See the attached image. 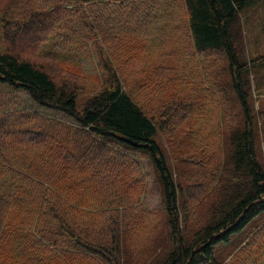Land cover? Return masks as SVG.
<instances>
[{"label":"trees","instance_id":"trees-1","mask_svg":"<svg viewBox=\"0 0 264 264\" xmlns=\"http://www.w3.org/2000/svg\"><path fill=\"white\" fill-rule=\"evenodd\" d=\"M175 1L55 0L48 9L39 4L25 13L30 7L15 0V13L0 17V84L64 117H37L43 113L19 106L23 111H0V264H131L126 242L134 235L145 187L135 153L149 157L160 181L165 228L150 259L138 264H264V223L230 261L216 254L217 246L232 242V234L264 211V168L256 149L263 109L256 115L251 91V70L264 64V55L247 60L239 20L251 0ZM19 10L24 14L17 15ZM180 27L186 55L198 56L207 69L203 79L210 95L204 99L237 106L243 119L236 129L230 113L220 117L226 173L213 177L201 168V178L194 177L195 183L212 178L208 193L217 189L196 215L186 205L196 193L186 192L174 177L156 140L160 129H170L168 118L197 108V100L189 101L195 92L187 95L191 107L181 105L185 89H197L192 79L175 76L164 64L163 53L175 49ZM164 35L172 39L166 48L156 43ZM17 41L41 47L53 42L47 50L54 52L58 67L95 56L99 78L88 83L82 71L52 70L14 51ZM139 48L150 59L141 69L135 68ZM150 55L161 61L151 63ZM47 56L40 48L35 58ZM209 59L222 68L204 67ZM222 70L227 92L217 80ZM141 97L151 103L147 111ZM18 113L37 121L24 122ZM195 131L194 145L204 150L202 127ZM194 158L199 167L202 157Z\"/></svg>","mask_w":264,"mask_h":264},{"label":"rangeland","instance_id":"rangeland-1","mask_svg":"<svg viewBox=\"0 0 264 264\" xmlns=\"http://www.w3.org/2000/svg\"><path fill=\"white\" fill-rule=\"evenodd\" d=\"M55 0H16L15 4L19 6L30 7L29 10L25 11L28 13L30 10H33L35 7L41 6L46 7L47 9L53 6ZM15 0H0V17L2 14L15 13L14 9L11 8ZM177 5L179 1H175ZM164 1L161 2L160 8L164 5ZM178 7V6H177ZM179 9V7H178ZM14 11V12H13ZM24 14L19 10L17 15ZM182 16L181 15L179 17ZM240 26H241V40L243 43L242 50L248 61L251 58L264 55V0H252L239 14ZM183 26V25H181ZM176 33L174 30L170 34ZM178 42L175 43V49L170 47V51L163 53V58L165 59L164 64L167 67H171L175 76H184L187 75L193 82L192 85L196 86L197 89H185V92L182 95L185 97L181 101V105L184 107L189 104V101H194L197 104L196 107H193V111L190 114H183V112H178L175 115L174 120L170 121V129L159 130L156 135V140L161 147L170 170L172 171L174 177L177 180H180L186 192L194 191L196 196L190 198L186 201V205L190 210L195 211L194 215L198 212H203L206 205L203 203L205 197H214L216 195L217 189H213L211 193L207 192L206 183L211 181L213 185L212 178H208V181L205 182L204 179L201 182H194V177H200L201 168L205 169L208 173H215V176L219 174L223 175L226 173V154L224 146V135L219 133V121L220 117L230 113V116L233 117L234 125L232 128L241 129L243 124L241 111L237 106L230 104H222L218 98L209 100L204 99V97L209 96L207 94L209 87L206 79L204 80V74L206 68H203V61L198 56H188L186 51V39H185V30L183 27L179 28L177 31ZM168 35V34H167ZM21 41H17L13 50L21 55H26L32 57V60L43 64H47L52 67V70L59 69H72L77 71H82L90 79L88 83L95 82L99 78V63L95 56H85L77 57L73 62L63 63L60 67L54 63L56 56L54 52L48 51L50 47L53 46V42L45 44V47H41L39 44H31L28 41L24 42L21 45ZM156 43L161 44L162 47L166 48L172 43V39L168 36H163L156 39ZM147 45V44H145ZM5 44L3 45V47ZM156 46V45H155ZM154 46V47H155ZM22 48V50L20 49ZM2 44L0 43V49ZM40 48L48 54L46 60H38L35 58L36 52H39ZM137 55L139 59L135 63V68L141 69L143 66V61L150 59L146 56V53L139 48L137 50ZM179 59L177 61L176 59ZM151 63H159L160 58H156L155 55H150ZM207 63H212L217 67H221L220 62L215 64V61L206 60L204 67ZM219 76V75H218ZM219 79V80H218ZM217 80L225 87L226 92L228 87V78L225 70H222V74L217 77ZM251 91L253 97V106L254 112H258L261 108L263 109V118L257 120L256 124V149L258 159L263 165L264 168V64L253 67L251 70ZM191 92H195L191 95V99L188 101L187 95ZM231 94V91L230 93ZM199 97V98H198ZM203 97V99H202ZM148 98L151 99L150 96ZM85 99L83 94L79 95L76 98L77 107L80 109L82 103ZM138 101L148 107L151 103L141 97L138 98ZM203 101V102H202ZM150 103V104H149ZM21 107L36 111L38 113L36 116L41 117H51L48 115L56 116L59 118H64L60 114H55L50 111H45L30 101L28 96L22 91H15L8 87V85L0 84V111L5 110H17L23 111L22 109H17L15 107ZM156 108L153 106V111ZM147 111V110H146ZM29 114V113H28ZM46 114V115H45ZM27 116L28 118L22 117V113H18V117H22V120L27 123L33 124L37 121L36 117ZM257 115V113H256ZM204 118H202V117ZM49 119L43 118L42 120ZM164 119V116H163ZM162 124L164 123V120ZM202 127L199 138L203 143L206 144L205 149L198 151L194 145V138L199 134L195 131V128ZM141 162L142 170L144 173V191L140 195V205L141 208L136 214V220L133 223L134 235L132 238L127 240V245L131 252L132 261L131 264H138L144 260L150 259L154 244L160 243L161 237L165 234L164 228V215H163V204L161 198V185L160 181L153 171L152 163L147 155H142L135 153ZM194 157H202L196 159ZM211 177V175H209ZM227 177V175H226ZM199 178V179H200ZM164 210V209H163ZM165 212V211H164ZM201 217L200 219H202ZM264 223V211L255 217L248 225H246L240 231L231 235V241L229 243L221 244V246L216 247V254L218 258L225 256L224 261H230L233 255L235 256L238 249L244 245L245 242H249L251 237L255 234L254 232L261 227ZM191 227V226H190ZM259 233V230H257ZM234 246V249L231 251L230 248ZM264 256V253L262 254ZM260 259H255L253 262H259Z\"/></svg>","mask_w":264,"mask_h":264},{"label":"crops","instance_id":"crops-1","mask_svg":"<svg viewBox=\"0 0 264 264\" xmlns=\"http://www.w3.org/2000/svg\"><path fill=\"white\" fill-rule=\"evenodd\" d=\"M251 1H252V0H251ZM251 1H250V2H251Z\"/></svg>","mask_w":264,"mask_h":264}]
</instances>
